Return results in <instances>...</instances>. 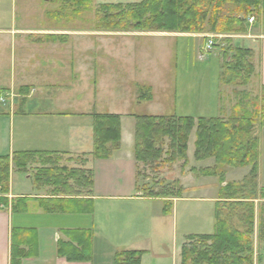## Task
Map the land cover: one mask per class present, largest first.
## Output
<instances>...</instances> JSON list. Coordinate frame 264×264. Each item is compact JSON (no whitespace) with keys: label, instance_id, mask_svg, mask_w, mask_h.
Listing matches in <instances>:
<instances>
[{"label":"rangeland","instance_id":"rangeland-1","mask_svg":"<svg viewBox=\"0 0 264 264\" xmlns=\"http://www.w3.org/2000/svg\"><path fill=\"white\" fill-rule=\"evenodd\" d=\"M15 1L16 12L19 13L21 7L18 4L23 0ZM42 1L39 0V2ZM127 1L138 0H92L86 7H78L74 1L67 0H51L50 2L52 3L46 2V12H54L55 14H49L50 18L45 16V22H53L56 26H61L60 28L65 30H75L76 33L71 36V41H73V44H78L79 47L91 48L87 58L91 57L94 61L90 67L93 74L100 78L98 99L94 98L90 83L85 77H81L82 84L80 88L83 93L79 95L81 97L77 103L74 101L76 100L74 99L75 89L68 83L48 87L45 89L46 92L54 93L55 90V94L61 97L59 100L61 103L70 104V110L107 112L108 109L103 105H106V103L110 105L112 102L115 107L119 103L118 112L123 110L130 114H176L191 115L196 118L202 116L201 114L207 113L212 114L208 116H218L223 120L231 116L234 117V115L239 118L244 116L243 118L245 119H242L243 125H246L249 121L252 122L249 138L256 137L258 139V170L254 179L255 182L253 181L252 183L249 181L251 179L249 176L250 165L230 166L221 164L217 166L215 175L202 172L200 169H212L216 164L212 157L202 160L194 158V126L188 135L186 161L181 159L173 162L168 161V155L166 154L168 141L165 140L162 145V155L159 159L153 160L148 164L136 163L138 173H145L147 176L144 178L139 176L137 179L140 193L143 194L146 193V189H152L155 192L166 191L172 193V196H180L168 198L175 204L173 214L164 215L161 213L163 202L160 198L143 202L120 201L118 209H115V211L112 210V206L106 201H98L97 205H94V218L98 227L99 225L102 227V222H105L104 231L102 229L97 230L98 240L107 239V241L117 245L123 244V242L131 238L139 237L138 235L140 234L137 232V228H134V223L137 221L140 224V228H151L154 239L157 238L158 241H164L163 245L167 244V247L165 246L163 250V257L158 262L169 264L171 261V250L167 248H171L174 236L171 225L176 222L177 229L187 228L192 232L210 233L213 225L212 201L220 199L230 201L226 198H219L221 188L227 183H235L234 189L236 191L239 190L242 195L254 197L252 199L254 202L253 243L256 261L261 243L264 240V234L262 238L258 236V215H260L261 204L264 202V196H262L264 192L262 190V187H264V113L262 111L264 93L263 90L261 91L257 76L252 77L251 75L247 84L242 83L243 77L228 80L230 70H227L222 65L225 62L224 59L229 61L236 47L244 48L247 43L253 44L252 35H264V5L258 8L251 7L249 11L245 12V15L242 13L243 11H236L235 13V6L232 5H227L224 9L220 8L219 14L227 22L226 25L217 22V25L226 27L230 24L231 17L239 14L238 16L244 18L246 30L251 35L249 36L250 38H242L243 33H234L230 30L210 31V22H207L204 31L200 32L203 38L199 39V44L206 42L207 38L211 37L214 42L212 50L209 53H205L204 57H200L203 54L205 42L202 43L203 45L201 44L199 49V44L196 40L178 39L179 42L174 44L176 45L175 59L172 62L170 53L172 49L168 46L169 43L166 44L162 39L165 34H158V32L170 31H110L96 28L95 17L98 4L105 2L124 3ZM36 5L35 3L34 5L27 3L25 7L29 9L30 13L40 11V9L36 8ZM55 16L57 19H52ZM232 27L235 28L236 26L232 25ZM181 33L194 34L189 32ZM85 34L87 35L84 36ZM124 34H138L139 37L138 40L133 41L123 38ZM131 41H133L134 47L131 46ZM251 44H247V46L253 48L254 44ZM256 52L258 53V47H256ZM132 60L135 62L134 66L131 65ZM117 61L122 64H118ZM254 61H256V57ZM120 65L123 67L117 69ZM222 70L225 72L223 75L225 77L223 78L224 80H219V74ZM134 71L137 73L136 75H132ZM118 73L122 76L121 80L124 82H130L131 78H133L132 80L135 81L153 83V101H136V99L138 100L136 98L138 92L136 90L137 93L133 95L134 87L131 84L124 82L120 84V82L117 83L115 81ZM86 81L88 85L85 88L83 85ZM69 87H72L71 93L67 91ZM112 90L121 92L117 93L120 100L113 96L108 99V94L113 93ZM122 92L125 95L123 98H121L123 96ZM63 99L67 100L64 102ZM105 99H108V101ZM214 100L218 101V106L220 107H217V112L213 114V107L216 106ZM130 121L134 122L132 116L124 118V128L129 126ZM42 164L52 165L57 168H74L81 167L83 162L81 156L75 155L50 154L48 157L34 156L23 170H19L14 164L10 167L8 188L11 184L13 192L17 194L27 193L33 197L49 196L55 193L56 185L44 186L35 182V174ZM259 168L262 171L261 176L259 175ZM55 173L60 175L58 171H55ZM70 184L73 192L75 190L84 192V187H87L81 188L82 181L76 183L75 180H71ZM253 191H256L255 196H253ZM181 197L183 199H179ZM34 203L37 205L36 201ZM224 207H226L225 204ZM221 215L224 216L225 214ZM115 220L121 221L120 223L125 221L126 223L121 224L111 233L110 230L115 228L111 227ZM129 222L131 224H127ZM231 222L237 229H245L244 223H241L239 219L233 217ZM184 242H187L186 245L189 248V239H185ZM130 248L127 247V249ZM120 249L122 250V248ZM150 262L157 264L156 260L153 261V259Z\"/></svg>","mask_w":264,"mask_h":264},{"label":"crops","instance_id":"crops-1","mask_svg":"<svg viewBox=\"0 0 264 264\" xmlns=\"http://www.w3.org/2000/svg\"><path fill=\"white\" fill-rule=\"evenodd\" d=\"M50 1L23 0L18 4L21 8L17 13L15 0H0V98L3 99L0 100V156H12L15 151H39L56 155H75L81 156V159H87L80 168L90 169L93 173L92 194L89 197L92 199L90 203L92 207L81 213H46L34 203L35 201H29L27 211L13 212L11 203L14 199L33 196L13 192L10 184L7 194L8 204L4 205L0 201V264H11L13 245L17 247V252L28 254L18 255L19 264H114V254L120 251V248L122 250H143L144 254L141 256L140 264H153L150 262L151 259L161 264L158 261L162 259L163 250L167 244L163 245L164 241L154 239L151 228H140L136 220L134 228H137L139 237L117 245L107 239L98 240L97 230L104 231L105 228V222H102V227L100 225L98 227L94 218V205H97L98 201H106L115 211L120 201L143 202L156 198L141 197L139 196L140 191L136 190V161L132 152L134 122L130 121L129 126L124 128V118L132 114L123 110L118 112L119 103L115 107L112 102L110 105L108 103L103 105L108 109L107 112L70 110V104L61 103L59 101L61 97L55 94V90L54 93L46 92L45 89L48 87L68 83L75 89L74 99L76 100L74 101L77 103L81 97L79 95L83 93L80 88L81 77L88 79L92 94L97 99L100 82V78L93 74L90 67L94 61L91 57L87 58L91 48L79 47L71 41V36L76 33L75 30H65L53 22H45V16L50 18L49 14H55L46 12V2ZM27 3L37 4L36 8L40 11L30 13L25 7ZM52 19H57V17ZM160 33L165 34V37L159 38H162L166 44L169 43L168 46L172 49L170 50L172 62L175 59L176 45L174 44L179 42L178 39H193L199 44V39L203 38L200 33L158 32ZM242 36V38H250L251 35L246 30ZM138 37V34L123 35V38L133 41L138 40ZM133 41H131V46L134 47ZM252 43L253 48L247 46L251 43L244 45V48L252 51L254 66L252 77H258L261 91L263 90L264 93V35H252ZM201 44H199V49ZM256 47H258V53ZM255 57L256 61H254ZM131 65H135L134 60L131 61ZM120 67L123 66L120 65L117 69ZM136 74L134 71L132 75ZM121 78L122 76L118 73L115 81L121 84L124 82ZM132 79L124 83H129L134 87L133 95L138 92L139 86L150 87L152 93L150 101L140 99L136 101H153V83ZM87 81L84 87L88 85ZM72 87H69L67 91L70 92ZM112 91L113 93L108 94V99L113 96L120 100L117 93L121 92ZM122 94L121 98L125 97L123 92ZM108 99L105 100L108 101ZM65 100L67 99H63L64 102ZM214 101L216 106L213 107V114L220 107L218 101ZM93 113H112L121 116L120 148L109 159H93L90 156L93 145L91 116ZM201 115L212 117L208 116L212 114L207 113ZM259 175H262L260 168ZM81 198L87 199V196ZM215 201H212V209ZM83 204L89 208L90 204L86 202ZM174 205L172 201V209L168 215L173 214ZM120 222L113 221L111 227L115 228L110 230L111 233L121 224L126 223L125 221ZM73 230H78L80 233L76 235L65 233V231ZM171 230L174 236L171 248H167L171 250L169 264H179L180 248L185 243V237L188 234H200V232H192L187 228L177 229L176 222L171 225ZM61 242L72 243L74 246L81 245L85 250L89 249L90 258L86 261H68L57 253L58 244ZM127 247L131 248L127 249ZM255 264H264V240Z\"/></svg>","mask_w":264,"mask_h":264},{"label":"trees","instance_id":"trees-1","mask_svg":"<svg viewBox=\"0 0 264 264\" xmlns=\"http://www.w3.org/2000/svg\"><path fill=\"white\" fill-rule=\"evenodd\" d=\"M74 1L78 7L88 6L92 0H67ZM235 6L234 12L249 11L251 7L258 8L264 5V0H139L135 2H105L96 7L95 26L99 30H155L170 32L200 33L204 31L205 24L210 22V31H231L245 33L244 18L237 14L232 16L230 24L219 27L225 20L219 13L220 8ZM233 8V7H232ZM209 16V18H208ZM208 18V20H206ZM232 25L236 26L235 28ZM225 57V55H223ZM223 65L230 70L228 80L242 78L246 83L254 72L252 63V51L248 48L236 47L233 55L225 60ZM225 72L222 70L219 78L224 80ZM138 99L150 101L152 99L151 88L138 87ZM264 113V109H262ZM256 115V114H252ZM264 115V114H263ZM93 145L90 153L93 159H109L120 148L121 116L112 113H93L92 115ZM134 119L132 152L136 163L148 164L159 159L162 155V145L168 141V161L178 159L186 161L187 141L191 129L195 126L194 158L202 160L209 157L214 159L215 167L212 169H200L209 175H215L217 166L226 164L250 165V182L257 174L258 139L249 138L252 130V122L243 125L242 119L234 115L226 120L218 116L196 117L191 115L176 114H132ZM264 118V117H263ZM247 138V139H246ZM249 138V139H248ZM51 153L39 151H15L12 156H0V201L8 204L7 194L10 167L15 165L23 170L34 156L48 157ZM44 155V156H42ZM46 155V156H45ZM87 159H82L85 163ZM54 167L42 164L35 174V182L44 186L56 185L55 193L43 197H17L11 203V210L27 211V203L36 201L37 206L46 213H81L89 210L92 205L91 188L93 185V173L90 169L80 167ZM58 171L60 175H56ZM147 177L145 173L136 170V182L138 177ZM76 183L82 181L85 191H71L70 181ZM221 180V177H220ZM255 182V181H254ZM235 183H227L221 188L219 198L213 208V227L210 233L188 234V248L186 243L181 246L180 264H254V202L247 195H242L234 189ZM136 190L139 188L136 184ZM264 191V187H262ZM141 197L160 198L163 201L162 214L168 215L172 209V196L170 192H155L146 189V193H140ZM256 191H253L255 196ZM179 195V192H178ZM87 196V199L81 197ZM252 196V195H251ZM264 196V192L263 195ZM87 200V201H86ZM83 202L90 205L85 207ZM224 204L226 207H224ZM229 210V211H228ZM227 212V213H226ZM236 212V213H235ZM221 214H225L222 216ZM235 217L244 223L245 229H237L231 220ZM258 236L264 234V202L261 204L258 215ZM68 234L80 233L78 230L65 231ZM83 245V244H82ZM57 253L68 261H86L90 258L89 249L83 246H74L72 243H59ZM17 247H12L11 264H19ZM143 250H120L114 254V264H140ZM22 255H28L24 253Z\"/></svg>","mask_w":264,"mask_h":264},{"label":"built area","instance_id":"built-area-1","mask_svg":"<svg viewBox=\"0 0 264 264\" xmlns=\"http://www.w3.org/2000/svg\"><path fill=\"white\" fill-rule=\"evenodd\" d=\"M213 44H214L213 40L211 39V37H209L204 44L203 52H202L203 54H201L200 57H204V55H206L205 53H209L212 50ZM0 100H3V99L0 98Z\"/></svg>","mask_w":264,"mask_h":264}]
</instances>
